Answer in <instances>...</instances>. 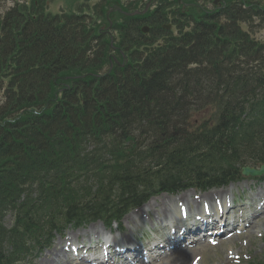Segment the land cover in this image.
<instances>
[{
    "label": "trees",
    "instance_id": "trees-1",
    "mask_svg": "<svg viewBox=\"0 0 264 264\" xmlns=\"http://www.w3.org/2000/svg\"><path fill=\"white\" fill-rule=\"evenodd\" d=\"M24 9L8 12L0 21V94H3V98H0V219L6 212L14 216V225L10 230H5L0 223V264H12L11 260L15 262L29 245L46 246L53 232H61L62 220L66 224L81 225L89 217L104 216L106 209L110 210L108 214L115 216L120 206L127 208L139 202L140 186L149 189L153 182L164 186L163 181L167 177L161 175L155 178L151 173V165L143 166L142 161L146 152L153 153V163L161 167V171L170 172L186 156L168 150L167 144L174 143L175 139L164 133L169 129L171 117H184L190 112L177 104L181 98L170 88L169 75L174 67L186 71L185 59L189 56L197 61L196 58H207L215 51H209L210 48L202 44L207 43L208 39L205 38L189 40L188 45L179 46L177 50L176 40L165 34L162 37L165 42L155 49H147L149 43L136 47L145 49L146 54H149L146 61L139 63V60H134L135 65L115 68L110 74L97 79L89 73H97L96 68L109 58L110 50L105 47V43L101 44L102 41L97 49L92 46L94 38L101 40V36L96 37L95 32L88 28L90 25L87 27L81 22L63 25H74L81 29L83 33L79 38L70 29L59 30L56 25L60 26V22L57 20L53 19L49 23L44 19L40 13L42 6H38V2ZM159 9L165 13L169 7L161 2ZM241 16L244 17V13ZM61 32L65 35L61 36ZM138 34L140 40L143 37L146 39L140 34L139 26L125 37L131 39ZM199 35L200 38L205 36L203 31ZM234 40L223 42L229 45L231 57L241 51L240 40H236L235 44ZM212 41L217 43L218 39L212 38ZM250 43L257 70H253L249 78L238 82L242 76L238 74V67H218V71L225 74L219 80L225 86L224 91H228V96L243 92L251 94L244 97L240 104L255 100L262 105L264 45ZM192 52L197 57L192 56ZM140 54L142 52L137 51L132 56ZM98 55L101 56L96 66L85 67L82 64ZM217 57L218 62L222 61L220 54ZM213 61L217 62V58H212ZM76 76L85 78L72 79ZM129 80L131 85H128ZM183 83L186 85L187 81L183 80ZM91 85H94V89L90 88ZM100 86L102 89L108 86L121 87L119 93L111 96L105 94L100 103L108 109H118L114 113L115 124L122 125V132L126 131V123L135 126L149 121L151 124L148 128H152V142L144 152L113 146L107 153L116 157L108 165H105L104 158L99 157L101 152H95V145L100 146L102 143L97 132L92 130L89 133L95 141H89L75 132L78 129L89 130L90 124L75 117L88 110L81 109V105L85 103L87 107L91 95L93 98L89 110L99 108L95 99L99 97ZM157 103H161V106L155 109ZM239 103H235L232 110H224L221 117L232 114L238 121V116L233 112L237 111ZM217 109L221 107L217 106ZM132 113L143 120L132 123ZM222 124L227 128V121L222 119ZM103 129L105 127L98 129V135ZM110 134L118 136L115 131ZM218 135H222V132H218ZM83 145L85 149L93 147V152L90 150L88 154L89 161L79 159L84 151L81 148ZM125 153L130 156H123ZM137 167L139 169L135 173ZM91 172L95 173L100 187L108 174L113 181L118 182V189L113 195L111 190L101 192L102 188L97 187L98 196L90 203L95 207L86 210L77 204L85 202L86 197L77 195L71 183L83 173ZM202 174L199 173L198 181L207 184ZM115 198L119 201L112 204ZM3 242H7V248ZM6 249L11 252L12 259L9 261Z\"/></svg>",
    "mask_w": 264,
    "mask_h": 264
},
{
    "label": "rangeland",
    "instance_id": "rangeland-1",
    "mask_svg": "<svg viewBox=\"0 0 264 264\" xmlns=\"http://www.w3.org/2000/svg\"><path fill=\"white\" fill-rule=\"evenodd\" d=\"M27 1L28 0H0V17H2L3 14H5V12L8 9L12 8L16 2L21 4V3H26ZM77 1L78 0H65V1L63 0L62 1L63 3H61V0H47V7L51 5L50 7H51V11L53 13H56L58 11H59V13H61L59 6H62V8H63L62 11L64 13H68L67 10L72 11V12H73V10H75ZM124 1H127V0H124ZM257 1L259 4H261L264 7V0H257ZM48 12H50V9H48ZM245 29H246V31H248V33L251 34L252 38L255 41H260V42L264 43V27L259 22L257 24H254V27H250V28L246 27ZM192 56L197 57L195 52H192ZM206 62H208V61H206ZM238 66L241 67L242 69L244 68V65L239 63V62H238ZM254 68L255 67H253L251 65L247 66L248 70H253ZM207 69H208V71L210 70L209 66L207 67ZM197 75H200V74H196L194 76H197ZM179 76L180 75L173 77L172 78L173 82L177 83L176 81H178ZM218 77H219V75H217L213 71L212 72L210 71L207 74V76L205 77V79H202L201 87L208 88L210 86H213ZM222 77H224V74H222ZM200 90H201L200 87L197 88V92H199ZM193 92L195 94L197 93L196 91H193ZM211 98H212V95L209 96L208 100H210ZM186 195H188V194H186ZM169 199H170L169 196L166 197V195H161L160 197L153 198L150 201V203L148 205L152 209L151 214L153 215V217H156L157 215L161 216V207L160 206H161L163 201L166 202ZM134 213L135 212L132 211L123 220L124 223H123L122 229H123V233H125V235H121L123 238H126V235L128 234L129 229H131V232L134 233L135 237H137L136 234H139V236H140V234H142V232H145V224L144 223L135 224V223H132L128 220V218L130 216H133ZM151 214H150V216H151ZM12 222L13 221H12V218L10 216H7L4 219V224L7 228H10L12 226ZM93 224H96V225H93V226L87 225L86 227H82V229H85L83 232L88 233L89 237L94 238L96 236V234L91 233L90 230L95 228L100 232V229L102 226L99 223H93ZM147 228H149V226ZM83 232L80 234L82 235ZM73 234H74V231H70V232L66 231L64 233L65 236L67 235V237H70V238ZM112 236H117V233H113ZM58 241H60V240H58V238H55V241H54L52 246H54ZM238 245H239V242L234 239L233 241H231V243H222L220 246L212 247L209 244V247H205V248L198 247V252L193 253L195 257L193 256L194 260H193L192 264H195V263L198 264L199 258H201V256H203V258H202L200 264H231L229 259H226V254L230 255L229 257H232L231 253L236 252V250L233 248V246L236 247ZM253 249L255 250V247H253ZM48 251H45L41 254V256L38 259L37 264L42 263L43 259L46 258L45 255ZM241 251H243V250H241ZM41 259H42V261H41ZM39 260H40V262H39Z\"/></svg>",
    "mask_w": 264,
    "mask_h": 264
},
{
    "label": "bare ground",
    "instance_id": "bare-ground-1",
    "mask_svg": "<svg viewBox=\"0 0 264 264\" xmlns=\"http://www.w3.org/2000/svg\"><path fill=\"white\" fill-rule=\"evenodd\" d=\"M160 105H161V103H160ZM220 193H221V191H218V193H216V196L220 195ZM261 195L264 196V191H261ZM184 198L187 199L188 196L184 195ZM207 198H209L210 203H214L215 202L214 197L207 193V196L204 197V200L201 203L198 202L197 204L195 203V205H194L193 202L190 201V200L186 201V203H187V205H189L192 208H194L195 212L198 213L200 210L205 208L203 203H206L205 201L207 200ZM226 199H227V196H223L222 197V195L217 198V200H220V202L226 201ZM166 207L162 206V208H163V212H162V218H163L162 220H163V222H167L168 220L172 221V220H175L177 217H179V216H173L172 217V214H173L174 211L173 212H169V210ZM171 207H172V203L169 202L168 203V208H171ZM186 209H187V212L189 213V207L186 206ZM149 211H150L149 209H145V211H142V212H145L147 214ZM135 217H138V216L135 215ZM132 219H134V218L132 217ZM263 221H264V219H263ZM94 230H96V229L93 228V231ZM200 231L201 230H197L196 235ZM78 236L79 235L76 233L75 234L76 239H77ZM84 236H86V234H84ZM198 240H199V238H198ZM63 250H64V247L59 249V250H57L56 247L52 248L51 251L48 253V255L50 254L49 255L50 257L49 258L46 257L47 259L46 258L43 259V261H42L43 263L42 264H68L67 263V258H66L67 256L64 255ZM65 253L68 254V252H66V251H65ZM175 255H177V256H175ZM174 256H175V258L173 259V261L171 263H168V264H189L191 258L193 257V253H191V251H188V250H184V251L178 250V251L174 252V255H171L169 257H174Z\"/></svg>",
    "mask_w": 264,
    "mask_h": 264
}]
</instances>
